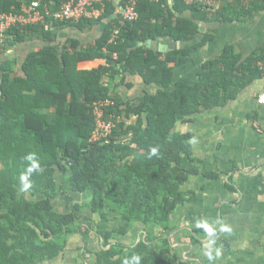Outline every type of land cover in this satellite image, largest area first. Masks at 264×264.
Returning a JSON list of instances; mask_svg holds the SVG:
<instances>
[{"label": "trees", "instance_id": "16d2710c", "mask_svg": "<svg viewBox=\"0 0 264 264\" xmlns=\"http://www.w3.org/2000/svg\"><path fill=\"white\" fill-rule=\"evenodd\" d=\"M35 1L53 9L60 2L0 0V12H18L22 4ZM172 7L174 12L167 0H139L138 19L119 26V19L108 21L115 11L109 2L98 22H52L48 28L31 26L9 33L12 38L0 58L29 39L49 45L29 53L20 73L14 60H0V264H48L70 251L74 238L80 239L77 249L88 264H136L137 256L139 264H174L173 253L187 249L204 264H215V258L202 260L201 251L204 240L211 237L210 243L219 232L187 228L169 238L177 230L174 214L196 195L184 187L201 175L194 134L177 127L193 123L202 111L225 106L261 79L264 49L241 61L233 46H225L220 58L203 65L193 83L175 82L174 71L213 39L207 33L195 42L198 23H246L264 5L257 0H173ZM97 24L103 30L92 45L83 47L74 39L61 47L51 45L49 27L82 31ZM116 26L120 33L110 43ZM158 39L181 46L165 54L146 48V42ZM97 60L105 64L79 69L81 63ZM134 78L156 91L145 93L137 103L120 95V87L134 89ZM105 99L115 103L108 113L132 122L119 124L108 142L91 143V107ZM29 155L38 164L31 173ZM21 175L28 177L27 190ZM203 177L218 179L215 173ZM225 186L236 192L231 179ZM56 200L66 201L69 209H56ZM110 214L120 226L109 228ZM91 215L97 216L94 227L89 225ZM138 226L142 233L136 242ZM132 230L134 240L125 245L120 239ZM92 234L99 245L90 260L85 255ZM182 238L189 240L187 245ZM173 241L178 242L174 247ZM223 244L230 250L227 240Z\"/></svg>", "mask_w": 264, "mask_h": 264}, {"label": "crops", "instance_id": "0c3cea01", "mask_svg": "<svg viewBox=\"0 0 264 264\" xmlns=\"http://www.w3.org/2000/svg\"><path fill=\"white\" fill-rule=\"evenodd\" d=\"M244 1L248 3L254 0ZM257 1L260 5H264V0ZM111 4L115 8L114 13L119 12L121 0H112ZM219 4L217 3L215 8ZM201 26L203 32L199 33L195 42H199L207 33L212 34L213 39L194 51L185 65L175 68V82H195L198 71L207 61L220 58L225 46H233L235 52L240 55L241 61H244L256 49H264V9L258 11L246 23L219 24L210 22L206 25L201 24ZM49 28L53 39L51 45L58 47L63 46L68 39L77 40L83 47L92 45L103 30L101 24L82 31L72 28ZM46 45L49 44L45 41L29 39L16 45L13 49L7 50L2 58L14 60L15 71L20 73V67L25 57L29 53L38 52ZM145 46L165 54L175 48L179 49L181 45L167 39H158L146 42ZM104 64V60L85 62L79 65V69H92ZM130 81L134 83V89L128 91L125 87H120L118 93L129 99L134 98V103L140 101L145 93L156 91V87L145 86L139 78ZM262 95H264V76L242 90L235 100L225 106L202 111L192 118L193 123L177 127L180 132L194 134L192 146L195 156L200 160L201 173L199 177L190 181L199 183L201 188L195 190L187 188L190 182L184 187L185 190H194L196 195L181 208L183 218L187 219L188 216L193 219L196 216L209 218L217 214L218 222H221V217L226 215L227 223H230L231 219L242 216L239 223L238 221L234 223L232 231L258 232L257 226L251 224V219L257 218L258 220L264 215V105L258 103V99ZM209 173L217 174L218 179H205L203 174ZM228 179H231L236 192H231L226 188L225 184ZM219 206H223L224 209L220 210ZM191 211H193V216ZM174 223L177 230L170 234L169 238L172 239H175L174 235L177 232L187 228H200L206 232L199 226H177ZM222 225L223 223H219L217 227L221 228ZM212 229L216 231V228ZM209 239L211 237L205 240ZM173 242V247L178 244V242ZM181 242L187 245L189 240L182 238ZM73 243V241L70 243L69 250L74 245ZM90 247L89 244V249ZM254 250L249 253V256H241V251L231 264H264L262 263L264 259L262 253H257V250ZM173 254L174 258L182 259L185 264H204L199 259L200 257L196 256V252L191 249ZM203 259L208 260L209 258L202 256Z\"/></svg>", "mask_w": 264, "mask_h": 264}, {"label": "built area", "instance_id": "2783aa9c", "mask_svg": "<svg viewBox=\"0 0 264 264\" xmlns=\"http://www.w3.org/2000/svg\"><path fill=\"white\" fill-rule=\"evenodd\" d=\"M123 0H121L122 2ZM139 0H125L122 5L121 17L118 25L126 22H134L138 19L136 12ZM156 2L158 0H148ZM192 1V0H190ZM112 0H60L55 9L48 5H42L35 1L31 4H22L18 12H0V50H5L8 40L12 37L9 33L16 28L31 26H48L52 22H79V21H101L106 9V4ZM120 33L119 27H115L112 32L110 43L115 42ZM113 58H117L116 54ZM84 70V69H81ZM107 86V84H104ZM264 95L260 96L258 103L264 105ZM112 99L96 101L92 104V115L94 118V129L91 134L90 142H108L113 130L126 119L114 113H108L107 109L114 106Z\"/></svg>", "mask_w": 264, "mask_h": 264}, {"label": "rangeland", "instance_id": "374dc122", "mask_svg": "<svg viewBox=\"0 0 264 264\" xmlns=\"http://www.w3.org/2000/svg\"><path fill=\"white\" fill-rule=\"evenodd\" d=\"M131 120H127L126 123H131ZM224 179V178H222ZM187 188L191 189H199L201 188L199 183L192 181L188 184ZM56 209L58 210H68L69 205L66 203V201L56 200L55 201ZM223 206H219L220 210ZM224 208H222L223 210ZM183 211L182 209H179L173 216V222L177 226H199L200 224H207L209 227L216 228V231L219 232V238H216L212 240L210 243H206L207 240L204 241V245L202 247L201 255L208 258V253H211L212 259H216L215 264H231L233 260L236 259V257L239 255V253L242 251L241 256H249V253L252 251L257 250V253L260 252L264 256V215L257 220V218H252V225L257 226L258 232L256 233H241L237 231H232L234 223H236L241 219L242 216H239L238 218L231 219L230 223H227L228 218L226 215H223L221 217V222H218V216L217 214L210 216L209 218L206 217H195L193 219L192 217L187 219L183 218L182 215ZM216 213V212H215ZM191 215L193 216V211H191ZM90 218V224L92 227H94L95 223L97 222V216L91 215ZM249 219V218H248ZM110 224L109 228L113 229L115 227H118L121 225V222L118 220L116 215L110 214L109 217ZM85 222V225L89 222ZM223 223V225L219 227L218 224ZM229 224V225H228ZM227 226V227H226ZM203 228V227H202ZM93 229V228H92ZM263 230V231H262ZM136 241L138 240L139 236L142 231L141 228L138 226L136 229ZM134 230H132L130 233L125 236V238L120 239L123 241L125 245H129L134 240ZM170 239H172L170 237ZM224 240H231L229 241L230 244V250L224 249ZM73 244L70 251H67L64 255L60 256L56 260H53L49 264H79V259L81 260L80 264H88V261H82L81 259V252L77 249L78 246L81 245L79 238L73 239ZM90 253L85 255L86 259H92L93 253H95L98 249V242L95 239L94 235H91L90 241ZM255 246V248H254ZM217 252H219V255H217ZM66 255V256H65ZM173 261L175 264H185L183 263V260H179L178 258H174L173 254ZM90 263V262H89ZM262 263H264V259L262 260Z\"/></svg>", "mask_w": 264, "mask_h": 264}, {"label": "clouds", "instance_id": "9594fccd", "mask_svg": "<svg viewBox=\"0 0 264 264\" xmlns=\"http://www.w3.org/2000/svg\"><path fill=\"white\" fill-rule=\"evenodd\" d=\"M262 100H264V98H262ZM153 153H155V149H153ZM34 157L32 155H29L27 157V159L32 160V165L29 167L28 172L31 173L32 171H35L38 168V164L34 161L33 159ZM21 183L23 185V190H27L30 187V184L27 182L28 181V177L27 175H21L20 177ZM199 227H203L207 233L212 234L213 233V229L211 227H209L207 224H200ZM208 258L212 259L211 253H208ZM217 255H219V252H217ZM133 260L136 262V264H139V257H133ZM125 264H128V262L126 261Z\"/></svg>", "mask_w": 264, "mask_h": 264}, {"label": "water", "instance_id": "95a60500", "mask_svg": "<svg viewBox=\"0 0 264 264\" xmlns=\"http://www.w3.org/2000/svg\"><path fill=\"white\" fill-rule=\"evenodd\" d=\"M172 1L173 0H167V3H168V6L170 7L171 11L174 12L173 7H172ZM122 10H123V8H122V5L120 4L119 5V12L114 13L111 16H109L108 21L119 19L121 17ZM175 15H176V17H180V15H178V14H175ZM197 25H198V31L203 32L201 24L198 23ZM148 42H150V41H148ZM177 44L179 45V43H177ZM3 59H5V58H2L1 60H3Z\"/></svg>", "mask_w": 264, "mask_h": 264}]
</instances>
